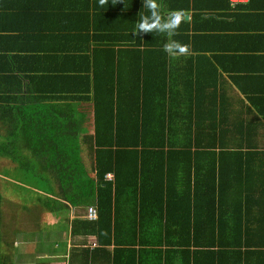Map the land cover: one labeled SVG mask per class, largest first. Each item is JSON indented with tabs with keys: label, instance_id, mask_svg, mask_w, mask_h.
Listing matches in <instances>:
<instances>
[{
	"label": "trees",
	"instance_id": "16d2710c",
	"mask_svg": "<svg viewBox=\"0 0 264 264\" xmlns=\"http://www.w3.org/2000/svg\"><path fill=\"white\" fill-rule=\"evenodd\" d=\"M151 2L154 14L144 0H123L117 8L109 0H0V71L17 60L15 49H29L30 57L58 66L56 74L45 77L52 90L36 89L42 101L22 104L16 94L0 95V155L17 164L3 171L17 190L34 194L32 201L55 224L44 228L47 223H38L37 217L38 229L19 231L18 224L8 230L0 219V264H30L15 260L20 246L15 242L36 239L33 245L41 252L67 249V238L55 239L70 228L67 201L92 198L96 204L86 206L94 207L98 217L72 219L70 232L73 241L96 235L97 243H73L68 264H116L107 248L112 241L117 246L113 255L123 264H264V148H259L264 101L252 93L258 90L238 84L250 94L233 97L234 107L232 94H224L229 85L209 76L208 69L199 72V82L191 74L183 75L181 83L169 77L179 71L168 66L165 48L178 50L180 37L191 41L193 22L185 15L193 3ZM218 5L213 2V9ZM174 22V28L165 27ZM141 23L151 31L134 32ZM9 40L18 43L3 45ZM26 42L31 47L19 46ZM195 88L196 94H190ZM65 90L74 93L70 103L46 105L51 94L58 100ZM165 95L180 99L171 97L166 104ZM150 100L157 102L156 109L149 107ZM75 101L93 105L97 117L94 132L82 138L91 170L73 144L80 117ZM28 162H44L46 172L54 170V185L47 174L39 183L29 181ZM197 169L213 180V188L233 192L235 209H225L216 193L206 194L204 200L196 198L194 213L210 215L209 221L189 219L192 192L179 190L178 179ZM89 171L94 175L87 179ZM124 194L132 196L137 209L122 205ZM23 209L28 210L27 203ZM11 230L22 239L4 240ZM48 233L56 237L49 240ZM130 242L141 247L134 253L118 248ZM5 245L14 249L6 251Z\"/></svg>",
	"mask_w": 264,
	"mask_h": 264
},
{
	"label": "crops",
	"instance_id": "0c3cea01",
	"mask_svg": "<svg viewBox=\"0 0 264 264\" xmlns=\"http://www.w3.org/2000/svg\"><path fill=\"white\" fill-rule=\"evenodd\" d=\"M36 1L37 0H34V2ZM120 1L123 0H109V2H112V5H115L114 8H117L120 5ZM181 1L184 3L187 0ZM190 1L193 3V7L188 13H186L185 18H192L193 23L191 25V41L185 42L184 37L178 38L179 44H181V46L176 51H173L171 46H169L170 48H168L166 53V56L168 57V66H175L179 71L177 75H170L169 77L173 76L174 79H178L179 83H181V77L183 75L191 74V76L194 78V81H198L199 72L202 71L207 73L206 70L208 69L209 72L207 74L209 76L211 74L216 77L219 83H224L231 86V89L229 86H225L227 91L226 93L224 92V94H232V102L234 101L233 97H235V99H238L239 96L242 98H247L246 94H250V92L247 93L244 91V89H241L238 84L242 85V88L251 91H254L252 89H255L256 91L258 90L257 92L252 93L259 94V102L264 101V0ZM215 1L222 3V5H218L216 9H213L212 4ZM138 2H141V0H138ZM82 3L86 2L83 1ZM121 3L127 4L129 6L128 2L124 1ZM195 15L197 17H195ZM22 40L23 39H20L19 42ZM17 43L18 40H9L5 41L3 45L14 47ZM40 45L41 44H36L35 46L38 47ZM122 45L126 46L127 44ZM19 46L31 47V42L22 43ZM46 47L49 49L52 48V46H49L48 40ZM180 49H183V51H180ZM28 50L29 49H15L14 58L17 60L14 63L9 60L7 69L0 71V95L16 94L19 98V102L22 104L34 103L36 101L43 100L41 92L39 94L38 90L36 89L41 87L43 91L52 90L46 88L45 77L49 74H56L55 70L58 67L56 64L52 63L51 60L43 63L42 61L44 60H41L42 58L38 59L36 57H30L32 53H30V55L25 53ZM37 51L43 52L41 50ZM26 56H29L30 58L27 59ZM11 66L12 68H10ZM13 66H16L17 69H14ZM221 66H223L224 69H222ZM217 68L219 69L217 70ZM215 69L216 72H214ZM141 74L145 76V70L142 71ZM169 77L166 80H169ZM4 90H7L6 93H2ZM196 91L197 88L190 92V94H196ZM43 94L46 96L50 95L46 94L45 92H43ZM59 94H64L63 98L56 100L55 98H51V94L50 97L45 100L46 105L52 106L53 103H58L65 106L72 101L74 93L69 90H65ZM167 94L169 93L167 92ZM171 97L177 100L180 99L177 98V96L165 95L166 104H171ZM74 103L78 109L77 113L80 116L78 119V128L81 125L87 126L90 128H85L83 130L93 133L97 122L94 106L89 105L85 101H75ZM147 104L153 110L156 109L158 105L156 101L152 100L147 101ZM2 105L5 106L6 104ZM233 106L235 107L234 102ZM181 107L185 108L183 106ZM67 135H70L69 132ZM82 138L83 134H81L80 138L82 149L75 145V141L72 142L77 148V151L82 156L83 161H87L85 163L87 168L91 170L89 163V147L82 141ZM259 148H264V122H259ZM226 161L232 160L230 159ZM259 162L261 161L259 160ZM181 164L183 166L185 165V163L182 162ZM230 167L232 168L230 172H233V166ZM90 173L93 174V172L89 171V174ZM112 175L113 173H111V177ZM47 177H49V175H47ZM131 188L135 189L133 187ZM178 189L182 190V192H188V190L192 192L191 207H189V209H191V216H189V219L192 222H195V220L209 221L210 219V215H205L203 218H201L198 217L197 213H194V210H196L197 197L204 200V196H206V194L211 196L213 193H216L214 196L219 195L221 198H223L221 204H223L225 209H235L237 206L236 204H238V200L234 199L233 192L231 190L225 191V189L222 188L219 191L218 188H213V180L206 177V172L203 169H197V171L193 170L188 172L187 176L179 178ZM148 190H150V194L153 193V188H149ZM197 193L198 196H196ZM131 198L132 196H130V194H124L122 197L124 204L122 205L125 207L131 206L133 207L132 210H134L136 208V202ZM150 200L152 201V197H149L147 204H150ZM137 201L140 203V199ZM67 202L71 208L69 211L70 228L67 232L65 231L63 237L67 238L68 246L65 250L58 249L62 251V254L67 258L66 264L69 262V249L73 243L83 245L86 244L89 246H95L97 243L96 235H89L85 236L84 238L81 237V239L73 241L70 232L72 219H92L88 217V206L86 205L90 203L96 204L95 199L92 198L89 201H78L75 199L68 200ZM137 206L139 209L141 208L139 204H137ZM199 208L203 209L201 207ZM212 209L213 208L209 209V212H211ZM96 216L98 217V211L96 212ZM178 221L180 220L178 219ZM79 233L83 234V231H80ZM114 243L115 242L112 241L109 243V245H107L108 251L111 253L110 259L113 263L123 264L122 257L116 260V257L113 255L114 250L117 248ZM140 247L141 245L139 243L132 242L118 246L120 250H126V252L130 251L131 253H134L135 251L133 250L139 249ZM55 250H57V247ZM130 252L129 254H131ZM136 254L138 259L139 251H136ZM163 254L165 255V253ZM156 260L157 259L154 261L156 262Z\"/></svg>",
	"mask_w": 264,
	"mask_h": 264
},
{
	"label": "rangeland",
	"instance_id": "374dc122",
	"mask_svg": "<svg viewBox=\"0 0 264 264\" xmlns=\"http://www.w3.org/2000/svg\"><path fill=\"white\" fill-rule=\"evenodd\" d=\"M85 128H90V127L81 125L76 131H74V133L77 134L74 137L75 145L80 149H82V145L80 142L81 134L90 132V131H84L83 129ZM28 164H25L24 170L30 171L29 181L39 183L37 180L41 181L42 180L41 177L47 174L49 175V178L47 179L48 183L54 185L55 179L53 178L56 177V173L54 170H52V172L51 171L46 172L45 171L46 167L44 165V162H42V164L28 162ZM15 166H17V164L14 161H12L11 158L0 155V195L2 196L0 199V210L2 211V217H0V219L3 220V222L1 223L5 224L8 230H10L14 225L18 224L17 230L30 231V230L38 229L37 227L38 225L37 223L34 224V221L37 217H39L37 218L38 223L40 224L47 223L46 225L47 227L44 228H53L55 224L49 222L48 213L40 212V210L37 207L38 205L34 202V200L32 201V198L35 197L34 194H32L31 191L28 192L23 189L17 190L16 189L17 187H15L12 177H9L8 175H6L5 171H3L7 169L12 171V169H14ZM87 169L89 170V168ZM92 175L93 174L90 173L89 174L90 177L88 178L86 177V178L90 179ZM34 184L33 185L29 184L27 186H30V188H34L35 190L36 187L34 186ZM24 203H27L28 210L23 209ZM58 225L59 224H56L55 227H57ZM13 233L14 232L12 230L11 233L7 231V233L4 235V240L13 242V241H20L22 239L19 238V236H15ZM60 235L61 236L59 238H63L64 235L63 234ZM55 237L56 236H54L51 233H48L46 236V238L49 240L54 239ZM59 238L56 237L55 239H59ZM36 241L38 242V240L36 239L33 242L32 240H27L26 242L24 243L22 242L20 244L19 242H15L16 244L20 245L18 246V248H15V254H14L15 260L30 264H66L67 263L66 262L67 258L62 254L63 252L60 250L48 251V252L36 251L37 247L33 245ZM5 248L6 251H10L14 249L8 245L7 246L5 245Z\"/></svg>",
	"mask_w": 264,
	"mask_h": 264
},
{
	"label": "clouds",
	"instance_id": "9594fccd",
	"mask_svg": "<svg viewBox=\"0 0 264 264\" xmlns=\"http://www.w3.org/2000/svg\"><path fill=\"white\" fill-rule=\"evenodd\" d=\"M103 2H104V0H101V3H103ZM144 3L146 4V6L150 10H153V14H154V10L156 8V5L154 3H152L151 0H144ZM173 19L175 20V18H173ZM175 26H176L175 22L172 25H165L166 28H174ZM145 31H151V28L150 27H146L145 24L141 23V24L138 25V30H136L134 32L142 33V32H145ZM165 50L168 51L167 48ZM180 51H183V49H180ZM96 218H97V216H96ZM92 219H94V218H92Z\"/></svg>",
	"mask_w": 264,
	"mask_h": 264
},
{
	"label": "built area",
	"instance_id": "2783aa9c",
	"mask_svg": "<svg viewBox=\"0 0 264 264\" xmlns=\"http://www.w3.org/2000/svg\"><path fill=\"white\" fill-rule=\"evenodd\" d=\"M109 177H111V174H109ZM88 216L90 218H96V209L94 207H89Z\"/></svg>",
	"mask_w": 264,
	"mask_h": 264
}]
</instances>
